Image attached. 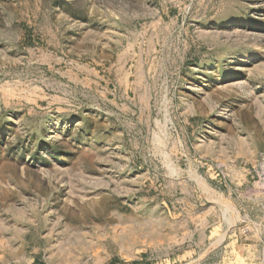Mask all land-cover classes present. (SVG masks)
<instances>
[{"label":"rangeland","instance_id":"1","mask_svg":"<svg viewBox=\"0 0 264 264\" xmlns=\"http://www.w3.org/2000/svg\"><path fill=\"white\" fill-rule=\"evenodd\" d=\"M0 264H264V0H0Z\"/></svg>","mask_w":264,"mask_h":264}]
</instances>
